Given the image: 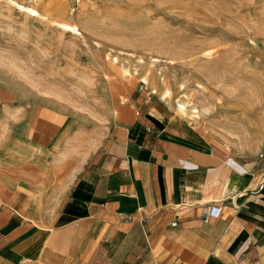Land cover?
Wrapping results in <instances>:
<instances>
[{
  "label": "crops",
  "instance_id": "1",
  "mask_svg": "<svg viewBox=\"0 0 264 264\" xmlns=\"http://www.w3.org/2000/svg\"><path fill=\"white\" fill-rule=\"evenodd\" d=\"M102 87L93 124L0 85V264H264V149L107 63Z\"/></svg>",
  "mask_w": 264,
  "mask_h": 264
},
{
  "label": "rangeland",
  "instance_id": "2",
  "mask_svg": "<svg viewBox=\"0 0 264 264\" xmlns=\"http://www.w3.org/2000/svg\"><path fill=\"white\" fill-rule=\"evenodd\" d=\"M106 63L227 151L264 149V0H0L10 91L97 124Z\"/></svg>",
  "mask_w": 264,
  "mask_h": 264
},
{
  "label": "built area",
  "instance_id": "3",
  "mask_svg": "<svg viewBox=\"0 0 264 264\" xmlns=\"http://www.w3.org/2000/svg\"><path fill=\"white\" fill-rule=\"evenodd\" d=\"M225 160H229V157H225ZM263 184L264 182L260 183L258 185V188H260ZM219 209L220 208L216 205H208L203 208V213L205 214V216L216 217L219 213Z\"/></svg>",
  "mask_w": 264,
  "mask_h": 264
},
{
  "label": "bare ground",
  "instance_id": "4",
  "mask_svg": "<svg viewBox=\"0 0 264 264\" xmlns=\"http://www.w3.org/2000/svg\"><path fill=\"white\" fill-rule=\"evenodd\" d=\"M23 8V6H21ZM25 9L33 14H37V11L32 9V8H29V7H25ZM59 26L63 29H66V30H69V31H75L76 30V27L74 25H70V24H66V23H59ZM167 93V90L165 91L164 94ZM178 109L180 111H183V108L180 104H178Z\"/></svg>",
  "mask_w": 264,
  "mask_h": 264
}]
</instances>
